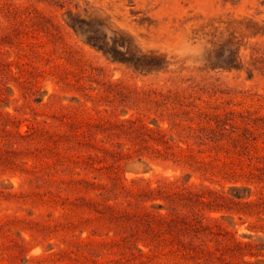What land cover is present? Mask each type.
Returning a JSON list of instances; mask_svg holds the SVG:
<instances>
[{
	"label": "rangeland",
	"instance_id": "rangeland-1",
	"mask_svg": "<svg viewBox=\"0 0 264 264\" xmlns=\"http://www.w3.org/2000/svg\"><path fill=\"white\" fill-rule=\"evenodd\" d=\"M0 264H264V0H0Z\"/></svg>",
	"mask_w": 264,
	"mask_h": 264
},
{
	"label": "trees",
	"instance_id": "trees-1",
	"mask_svg": "<svg viewBox=\"0 0 264 264\" xmlns=\"http://www.w3.org/2000/svg\"><path fill=\"white\" fill-rule=\"evenodd\" d=\"M20 137H24V136H22L21 134H18ZM147 216H150V214L149 215H147ZM156 220V219H155ZM169 226H173V225H179V222L178 221H171V223H169L168 224ZM174 227V226H173ZM149 229L151 228L150 226L148 227ZM149 229H147V230H149ZM179 233H180V231H179ZM184 233H188V229L187 230H184ZM158 235H159V233H158ZM158 237H160V236H158Z\"/></svg>",
	"mask_w": 264,
	"mask_h": 264
}]
</instances>
